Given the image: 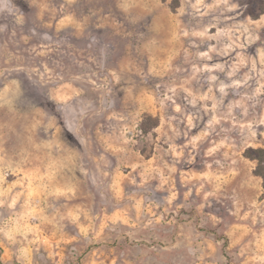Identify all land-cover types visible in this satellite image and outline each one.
<instances>
[{"label":"rangeland","instance_id":"rangeland-1","mask_svg":"<svg viewBox=\"0 0 264 264\" xmlns=\"http://www.w3.org/2000/svg\"><path fill=\"white\" fill-rule=\"evenodd\" d=\"M264 0H0V264H264Z\"/></svg>","mask_w":264,"mask_h":264},{"label":"trees","instance_id":"trees-1","mask_svg":"<svg viewBox=\"0 0 264 264\" xmlns=\"http://www.w3.org/2000/svg\"><path fill=\"white\" fill-rule=\"evenodd\" d=\"M246 155L249 158L256 160V174L262 178L264 184V148L250 147L247 149Z\"/></svg>","mask_w":264,"mask_h":264}]
</instances>
